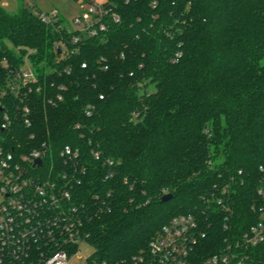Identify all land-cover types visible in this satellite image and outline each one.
<instances>
[{"label": "trees", "instance_id": "obj_1", "mask_svg": "<svg viewBox=\"0 0 264 264\" xmlns=\"http://www.w3.org/2000/svg\"><path fill=\"white\" fill-rule=\"evenodd\" d=\"M105 4L120 19L96 36L44 22L35 3L0 4V100L13 116L2 128L0 109V136L75 172L73 200L98 260L145 252L175 216L193 214L200 261L259 219L264 0ZM27 62L37 79L14 91ZM66 145L80 149L78 167L61 157ZM256 251L247 264H264V243Z\"/></svg>", "mask_w": 264, "mask_h": 264}, {"label": "built area", "instance_id": "obj_2", "mask_svg": "<svg viewBox=\"0 0 264 264\" xmlns=\"http://www.w3.org/2000/svg\"><path fill=\"white\" fill-rule=\"evenodd\" d=\"M105 2L80 0L82 14L74 18L78 27L75 30L96 36L107 30L110 19L118 21L120 15ZM35 12L48 24L59 18L57 12ZM80 39V34H76L72 41L78 43ZM77 51L76 45L71 53ZM2 62L9 64L6 59ZM16 74L18 83L9 85L14 91L37 79L28 62ZM0 109L4 111L2 128H9L13 121L11 111L4 110L1 100ZM21 111L30 126V107L25 104ZM61 157L65 164L78 167L82 153L79 148L66 145ZM37 159L42 160L41 165ZM113 163L109 160L110 165ZM57 170L55 158L48 156L47 149L21 144L14 147L7 143L6 136H0V264H77L71 260L81 258L80 242L90 241L84 229L86 216L81 212L84 204H76L71 191L78 179L75 172ZM261 171L259 219L240 236H227L220 251L196 261L199 239L205 234L195 215L179 214L163 226L147 251L120 262L98 260L93 255L86 264H247L264 243V165Z\"/></svg>", "mask_w": 264, "mask_h": 264}, {"label": "rangeland", "instance_id": "obj_3", "mask_svg": "<svg viewBox=\"0 0 264 264\" xmlns=\"http://www.w3.org/2000/svg\"><path fill=\"white\" fill-rule=\"evenodd\" d=\"M32 3H35L34 8H40L44 12H57L59 18L62 19V25L68 29L78 28L74 23V18L82 14L80 0H0V4L9 12H15L22 5L30 6ZM262 63H264V59ZM80 250L81 258H73L71 260L73 263L86 264L87 258L95 253V247L86 240L80 242Z\"/></svg>", "mask_w": 264, "mask_h": 264}, {"label": "water", "instance_id": "obj_4", "mask_svg": "<svg viewBox=\"0 0 264 264\" xmlns=\"http://www.w3.org/2000/svg\"><path fill=\"white\" fill-rule=\"evenodd\" d=\"M36 162H37L39 165L42 164V160H41V159H37ZM173 197H174L173 194H171V193H167V194H165V195L162 196V198H161V202H162V203L168 202V201H170L171 199H173Z\"/></svg>", "mask_w": 264, "mask_h": 264}]
</instances>
